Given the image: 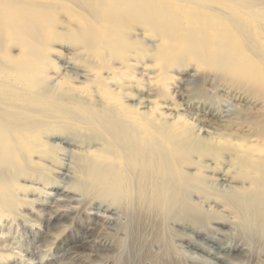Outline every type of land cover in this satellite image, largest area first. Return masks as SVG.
<instances>
[{
	"label": "bare ground",
	"instance_id": "6f19581e",
	"mask_svg": "<svg viewBox=\"0 0 264 264\" xmlns=\"http://www.w3.org/2000/svg\"><path fill=\"white\" fill-rule=\"evenodd\" d=\"M82 1L89 18L67 20L63 28L89 41L94 62L87 59L82 72L68 70L77 83L63 86L34 59L37 15L47 4L0 0V217L13 214L10 188L26 175L28 183L20 184L40 198H18L21 204L34 202L54 227L75 220L81 246L100 245L98 231L131 227L148 213L180 231L178 244L188 252L201 249L214 259L190 252L192 264H230L254 249L264 258V141L247 128L239 135V128L211 130L193 117L189 77H180L185 88L171 92L175 100L162 89L167 65L186 56L228 59L245 44L264 61V39L254 32L264 24V0ZM152 31L156 39L148 38ZM11 35L22 44L6 56L1 50ZM143 56H152L157 70L136 69ZM112 58L118 66L101 77L102 62ZM197 103L211 115L212 106ZM225 107L212 115L231 125L238 119ZM47 231L35 233L43 240ZM13 245L0 249L15 252Z\"/></svg>",
	"mask_w": 264,
	"mask_h": 264
},
{
	"label": "rangeland",
	"instance_id": "374dc122",
	"mask_svg": "<svg viewBox=\"0 0 264 264\" xmlns=\"http://www.w3.org/2000/svg\"><path fill=\"white\" fill-rule=\"evenodd\" d=\"M32 1L33 3L45 2L47 4L46 8L40 11L43 15H37L38 18H41V30L36 40L38 45L33 48L34 59L43 64L45 74L56 77L57 80L64 79L63 86H72L77 82L70 80L67 71L82 72L85 70L87 59L94 62L92 53L96 49L91 48V44H88L89 41L82 40L80 34L65 31L64 22L69 20L75 24L79 16L89 18L90 7L87 8L88 5L84 4L82 0ZM211 5L219 8L213 1H211ZM99 8L101 7L97 6L95 9ZM47 23L52 25L51 31H47L50 27ZM137 25H141V23ZM261 25L254 28V32L264 39V24ZM227 27L234 28L235 26L227 23ZM37 31L38 29L32 32L38 35ZM153 33V31L148 32V38L156 39L157 37ZM11 36L10 40L2 46L1 52L6 56L18 54L21 48L22 43L18 41L17 35ZM94 39L96 41L95 37L90 41ZM242 45L244 51L239 55L230 56L228 59L208 60V58L194 59L192 56H186L174 64L169 63L167 65L168 79L164 81L165 85L162 84V89L166 95L170 93L172 95L170 98L175 100L178 95L171 92L173 90L182 91L185 88L180 83V77H189L193 81L186 87V91L194 90H192V94L195 95L193 100L197 108L191 110L193 117L196 115V117L205 119L206 121L202 120V123H205L211 130L216 128L221 132H235L234 129L239 128L235 133L239 135L243 134L241 133L243 127L247 128L248 134L262 142L264 141V61L251 53L247 45ZM73 48L83 50L79 49L81 52L74 54ZM152 58V56L138 57L139 65L135 68L138 69L140 68L138 66L147 64L151 70H157L158 62ZM118 61L119 59L112 58L102 62L100 76L111 75V67L118 66L116 64ZM66 62L69 63L66 64ZM96 64L98 65L97 61ZM67 65H69L68 68L62 67ZM181 72L183 73L181 74ZM102 82V80H97L95 83L99 85ZM197 101L212 106L211 115L204 111L205 107H199ZM224 105L238 119L231 125L221 124L217 116L212 115L221 111ZM26 178V175H20L17 177L18 183H14L10 188L12 193L9 203L11 208H14L13 214L5 213L0 217V247L8 242H14L13 246L18 247L14 249L15 252L9 246L6 247L9 249H0V264H34L36 262V264H192L190 252H195L196 256L201 255L204 259L208 258V260L214 261L208 252L200 251L201 249L197 250L191 247L188 252L187 248L178 244V238L182 235L180 231H175L173 227L174 230H172L148 213L144 216L141 214L140 217L137 215L139 221L131 222V227L98 231L100 245L81 246L79 239L76 238L80 231L75 220L70 219L71 223L54 227L53 222H48L46 215L36 211L39 206L34 202L28 201L27 204H21L18 198L25 197L29 200L40 194L32 188L20 184L28 183L24 182ZM50 179V177L49 180L45 178L48 181ZM41 181L39 179L36 183ZM22 201L25 202V200ZM50 204L53 205L54 202H50ZM49 209L45 205L44 211ZM79 224H82L80 219ZM62 228L65 230L60 239L52 241L55 233ZM32 229H34V233L40 229L47 231L44 235L45 239H39ZM1 234H6L7 237L1 238ZM65 239L66 241L63 243L62 240ZM74 245H77L78 248L72 249L68 256L59 260L64 256L62 253L69 246ZM204 259L202 260L206 261ZM228 262L230 264H264V258L258 249H254L247 255L229 259Z\"/></svg>",
	"mask_w": 264,
	"mask_h": 264
}]
</instances>
